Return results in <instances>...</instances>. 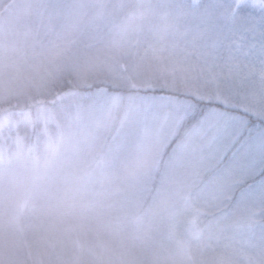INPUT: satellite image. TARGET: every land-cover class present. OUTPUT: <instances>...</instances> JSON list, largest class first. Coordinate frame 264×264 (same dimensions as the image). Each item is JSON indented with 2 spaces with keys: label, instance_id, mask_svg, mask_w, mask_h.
Returning a JSON list of instances; mask_svg holds the SVG:
<instances>
[{
  "label": "rangeland",
  "instance_id": "1",
  "mask_svg": "<svg viewBox=\"0 0 264 264\" xmlns=\"http://www.w3.org/2000/svg\"><path fill=\"white\" fill-rule=\"evenodd\" d=\"M176 3L189 6L190 14L169 15L174 26L166 33L154 27ZM191 4L192 0H0V264L259 261L264 223L253 233H241L224 221L218 223L221 214L215 213L202 216L197 229L176 190L162 196L153 193L137 206L130 200L122 166L101 165L108 163L122 135V122L127 130L138 111L159 103L152 97L160 93L109 87V93L119 96L112 103L111 97L98 98L95 88L81 85L107 79L117 71L116 61L127 59L118 55L113 41L167 49L162 55L144 56L136 68L137 83L167 72L172 67L169 55L183 59L192 52L185 68L191 74L204 71L205 60L195 53L205 44L212 50L210 25L200 21ZM101 11L116 13V22L125 26L110 31L107 15L97 18ZM130 14L142 16V22L128 23ZM50 19L57 24L71 21L64 30L68 40L81 32L93 39L105 36L90 51L92 62L78 69L76 94L35 86L50 66L33 57L31 46L44 35ZM218 63L223 65V58ZM53 98L55 103L38 102ZM157 143H149L145 160ZM203 143L206 139L192 147ZM197 191L193 190L192 204L197 203Z\"/></svg>",
  "mask_w": 264,
  "mask_h": 264
},
{
  "label": "snow or ice",
  "instance_id": "2",
  "mask_svg": "<svg viewBox=\"0 0 264 264\" xmlns=\"http://www.w3.org/2000/svg\"><path fill=\"white\" fill-rule=\"evenodd\" d=\"M191 7L197 9L202 23L210 25L212 50L205 44L195 53L203 56L204 71L191 74L185 68L192 52L183 59L169 55L166 58L172 67L167 72L137 83L136 68L144 56L150 52L162 55L167 49H141L139 41H113L118 55L127 59H118L117 71L107 79L81 85L95 88L98 98L111 97L112 103L119 96L109 93V87L160 93L152 97L159 103L138 111L127 130L122 122V135L108 163L101 161V165L122 166L130 184V200L137 206L153 193L162 196L176 190L197 229L202 216L220 213L218 223L224 221L241 233H253L264 223V0H192ZM173 12L175 18L185 17L190 8L181 3L171 5L154 27L166 33L174 26L169 19ZM106 15L110 31L125 26L116 22V13L101 11L97 18ZM142 20V16L130 14L127 22ZM69 26V19L60 24L50 19L44 35L32 43L33 57L50 66L35 81L38 89L59 87L65 94H76L78 69L92 62L90 51L105 39L103 34L93 39L81 32L68 40L64 30ZM221 58L223 65L218 63ZM200 80L204 83H190ZM38 102L55 103V98ZM205 139L206 143L192 147ZM153 140L158 142L156 150L145 160L146 148ZM129 158L135 162L125 163ZM41 170L38 166V178ZM194 189H198L197 203L192 204ZM171 216L169 212L166 218ZM259 247V261L249 258L246 264H264V229ZM220 264L229 262L221 260Z\"/></svg>",
  "mask_w": 264,
  "mask_h": 264
}]
</instances>
